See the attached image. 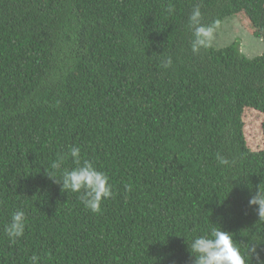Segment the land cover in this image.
I'll use <instances>...</instances> for the list:
<instances>
[{
  "label": "trees",
  "instance_id": "1",
  "mask_svg": "<svg viewBox=\"0 0 264 264\" xmlns=\"http://www.w3.org/2000/svg\"><path fill=\"white\" fill-rule=\"evenodd\" d=\"M197 7L264 42V0H0V264H194L187 243L214 226L264 264V217L239 206L264 195L243 121L264 115V54L193 51ZM73 146L113 185L97 213L46 174L78 166Z\"/></svg>",
  "mask_w": 264,
  "mask_h": 264
},
{
  "label": "clouds",
  "instance_id": "2",
  "mask_svg": "<svg viewBox=\"0 0 264 264\" xmlns=\"http://www.w3.org/2000/svg\"><path fill=\"white\" fill-rule=\"evenodd\" d=\"M168 11L171 13L173 8L169 6ZM200 18L201 12L199 8H194L189 17L190 26L197 25L194 32L193 51L210 47L214 38L213 27L200 25ZM252 36L255 37L254 33ZM241 52L243 51L241 50ZM170 63L171 61L168 62V64ZM167 66L165 65V67ZM70 156L74 163L78 165L77 167L71 170H64L59 180L50 175L47 170L46 174L49 178L54 179L56 183L61 185L62 191L82 193L80 199L84 207L93 213H97L101 210L103 201L111 198L113 195V185L110 183L109 176L105 172L97 170L91 161L85 160L81 164V149L79 147H71ZM65 159L66 156H59L52 163L51 168L60 169ZM217 159L222 164L229 163L227 159L219 155ZM239 206L248 207L251 211L256 210L258 216L264 217V195L260 193H257L251 199L249 195L247 198L242 196L239 200ZM25 227V212L17 210L12 215L4 231L8 238L15 242L24 235ZM187 245L191 257L194 258V264H246L245 255L241 252L239 245L234 240L233 234L224 231L220 226H214L208 235L197 236L190 244L187 243ZM38 259L37 256L33 255L31 257L32 264H38Z\"/></svg>",
  "mask_w": 264,
  "mask_h": 264
},
{
  "label": "rangeland",
  "instance_id": "3",
  "mask_svg": "<svg viewBox=\"0 0 264 264\" xmlns=\"http://www.w3.org/2000/svg\"><path fill=\"white\" fill-rule=\"evenodd\" d=\"M253 31L248 19L243 17L229 18L219 25L213 32L212 45L217 49L230 46L236 40L242 41V53L249 59L261 56L264 53L262 40L252 36ZM244 135L249 147L253 151L264 150V135L262 124L264 115L253 109L244 112Z\"/></svg>",
  "mask_w": 264,
  "mask_h": 264
}]
</instances>
